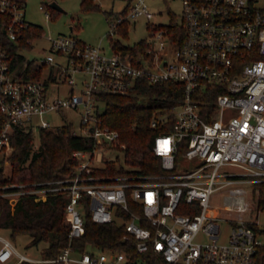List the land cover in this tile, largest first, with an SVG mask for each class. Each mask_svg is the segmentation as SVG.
<instances>
[{
  "label": "built area",
  "instance_id": "built-area-1",
  "mask_svg": "<svg viewBox=\"0 0 264 264\" xmlns=\"http://www.w3.org/2000/svg\"><path fill=\"white\" fill-rule=\"evenodd\" d=\"M178 1L179 21L167 23L176 27H154L143 38L142 49L123 52L114 47L115 39L105 48L73 34L43 36L25 18V0H0V111L6 115L0 158L6 160L11 148L14 123L31 127L38 119V127L55 126L45 114L64 108L78 110V134L93 138L91 151L72 152L78 162L64 175L0 185V194L10 203L23 193L37 199L48 192L63 193L68 225L67 242L54 257L32 256L0 233V264H127L123 250L74 249L73 238L84 232L86 205L96 222H122L123 238L132 235L138 252L151 249L163 264H255L263 235L253 225L260 223L232 222L217 213L211 198L224 185L234 184L241 191L238 183L264 180V0ZM40 8L49 18L45 3ZM117 10L108 17L109 34L123 22L153 16L148 0H125ZM42 36L48 40L47 52L22 64V48ZM169 44L175 45L173 51ZM18 54L21 58L12 65V56ZM29 60L44 64L38 76L22 73ZM142 80L182 84L171 109L154 111L150 118L153 127L171 122V130L158 131L152 140L163 173H94L96 161L103 162L102 150L124 147L118 131L102 121L99 94L128 92ZM61 84L68 86L66 91ZM211 87L219 89L212 100L200 97ZM182 142L184 149L176 157ZM221 221L230 225L225 239L220 238Z\"/></svg>",
  "mask_w": 264,
  "mask_h": 264
},
{
  "label": "trees",
  "instance_id": "trees-1",
  "mask_svg": "<svg viewBox=\"0 0 264 264\" xmlns=\"http://www.w3.org/2000/svg\"><path fill=\"white\" fill-rule=\"evenodd\" d=\"M84 7H95L93 0H80ZM52 17L56 11L51 5L45 4ZM125 9L121 10L124 11ZM120 10H106L107 17ZM128 22L119 25V32L126 34ZM165 26L174 28V24H156L154 27ZM179 27V26H178ZM153 28V26H152ZM34 32L42 31L41 26L31 22ZM32 35L31 32H24ZM144 39L133 44L124 45L116 41L115 48L133 52L142 49ZM10 45V50L13 46ZM29 47V44L26 45ZM17 54V53H15ZM21 55H14L11 64L18 62ZM44 64L33 60L27 61L23 74L38 76ZM219 91L211 87L204 91L200 97L212 100ZM182 94V84L173 80L139 81L130 91L124 93L102 92L99 94L103 101L101 117L105 125L118 131V141L124 143L123 161L128 165L124 167L114 159H104L101 165L94 166L96 174H157L163 173L161 158L152 150L153 136L158 131L171 130V122L163 123L157 127L150 125L151 114L154 111H169L176 99ZM6 120V115L0 111V128ZM39 143L33 147L34 137L31 127L14 123L9 133L11 149L6 158L10 163V174L5 175L0 168V185L14 183L33 184L40 181L58 178L73 169L78 158L72 154L75 150L91 151L93 138L76 133L69 121L50 127H39ZM185 144L178 146L176 157H179ZM1 159V163L3 162ZM256 188V207L264 212V180L252 183ZM67 197L61 192H48L45 198H35L31 193H23L14 203H10L6 196L0 194V229H7L9 237L28 235L31 244L42 246L39 256L54 257L59 249L67 242L68 225L65 220V205ZM130 206L137 211L139 206L129 200ZM123 213L119 211V214ZM128 217L127 213H123ZM253 227L264 236V221L261 226ZM126 229L122 222L113 219L110 222H96L90 217L86 205L84 211V232L73 238L72 244L77 251L92 248L116 249L126 252L127 264H135L138 259L142 264H163V259L151 249L138 252L135 248V238L128 235L123 238ZM19 264H44L22 261ZM177 264V263H171ZM255 264H264V238L258 246Z\"/></svg>",
  "mask_w": 264,
  "mask_h": 264
},
{
  "label": "rangeland",
  "instance_id": "rangeland-1",
  "mask_svg": "<svg viewBox=\"0 0 264 264\" xmlns=\"http://www.w3.org/2000/svg\"><path fill=\"white\" fill-rule=\"evenodd\" d=\"M50 1L51 0H25V18L40 25L43 36L54 35L56 33L73 34L88 43L100 42L105 48H108L111 39H115L121 44L129 45L140 39L148 38L155 24L178 22L181 10V5L178 0H148L149 8L153 12V16L150 19L143 16L138 17L128 23L126 34H122L119 31L109 34V22L105 11L111 9L116 10L122 7L125 0H93L96 4L95 7H84L80 4V0H55L63 10L59 11L56 9V11H53L54 15L47 18L44 14V10L40 8V4L45 3L48 5ZM70 27H72V29H70ZM43 36L33 38L31 46L22 48V54L24 56L22 64H24L28 58L39 57L47 52L48 40ZM41 47L43 48L40 49ZM174 47L175 45L169 44V49L171 51H173ZM56 58H64V56L56 54ZM45 70H47V68L44 69V72H46ZM61 87L63 91H66L68 88L66 84H61ZM45 117L52 125H58L64 121H69L72 123L75 131L81 133L78 110L64 108L59 112L46 113ZM37 120L38 119H35L31 122L34 148H36L39 143V127L37 126V122H35ZM10 149L11 148L8 149V153ZM101 152L103 154V160L108 158L116 159L117 163L122 164L126 168L128 167L123 161L122 149H113L111 151L102 150ZM189 163V161L185 162L187 165H189ZM1 164L4 174L9 175L11 172L9 160L6 158ZM96 164L101 165L102 162L96 161ZM237 185L243 187L241 191L234 190V184L219 187L211 198L212 205L217 206V213L232 222L237 219L246 221L254 220L258 221L261 225L264 221V212L257 208L255 203V196L258 190L254 188L250 182H241ZM239 196H242V199ZM240 205L241 208L238 207ZM225 206H229V208H224ZM220 227V238L225 239L230 225L226 221H221ZM0 233L9 236L7 229H0ZM262 238H264V236H262ZM12 241L18 249L32 256H37L42 246L41 243L37 245L31 244L28 235H16L15 238H12ZM135 264H142V260L138 259Z\"/></svg>",
  "mask_w": 264,
  "mask_h": 264
},
{
  "label": "water",
  "instance_id": "water-1",
  "mask_svg": "<svg viewBox=\"0 0 264 264\" xmlns=\"http://www.w3.org/2000/svg\"><path fill=\"white\" fill-rule=\"evenodd\" d=\"M49 4L59 11L63 10V8L55 0H51ZM70 29H72V27H70Z\"/></svg>",
  "mask_w": 264,
  "mask_h": 264
}]
</instances>
